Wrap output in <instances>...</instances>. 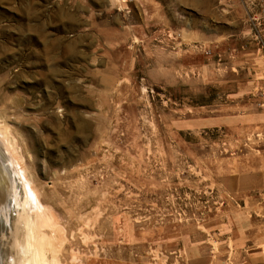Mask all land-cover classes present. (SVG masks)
<instances>
[{
    "label": "rangeland",
    "instance_id": "1",
    "mask_svg": "<svg viewBox=\"0 0 264 264\" xmlns=\"http://www.w3.org/2000/svg\"><path fill=\"white\" fill-rule=\"evenodd\" d=\"M0 187V264H254L264 0H0Z\"/></svg>",
    "mask_w": 264,
    "mask_h": 264
},
{
    "label": "bare ground",
    "instance_id": "2",
    "mask_svg": "<svg viewBox=\"0 0 264 264\" xmlns=\"http://www.w3.org/2000/svg\"><path fill=\"white\" fill-rule=\"evenodd\" d=\"M1 188V187H0ZM2 196H4V192L3 191H1V189H0V197H2ZM6 202H7V200L6 199H2V198H0V205H4V204H6ZM19 207V206H18ZM28 225H29V223H28ZM30 234H32V233H30ZM29 234V235H30ZM30 236H33V235H30ZM26 238V237H25ZM16 239V243H17V246H19L20 247V249L21 248H23V249H29V250H31V247L34 245L33 243H32V241H34V240H23V243H21V242H19L18 240H17V238H15ZM27 239V238H26ZM12 244V243H11ZM32 251V250H31ZM31 253H33V252H31ZM16 254V253H15ZM28 257V261L26 262H24V261H22L21 260V255H20V253L18 252V259L16 260L15 259V261H14V264H49V261H48V259L46 258V256L44 255V254H40V253H37V252H34L31 256L30 255H28L27 256ZM24 262V263H23Z\"/></svg>",
    "mask_w": 264,
    "mask_h": 264
},
{
    "label": "crops",
    "instance_id": "3",
    "mask_svg": "<svg viewBox=\"0 0 264 264\" xmlns=\"http://www.w3.org/2000/svg\"><path fill=\"white\" fill-rule=\"evenodd\" d=\"M225 120H219V119H217V120H213L212 122H210V124L211 125H213L214 127H217L218 125H224V122ZM263 186V184H262V182L260 181L258 184H254V187L255 188H253V189H257V188H260V187H262ZM258 243H256L251 249L253 250V251H256V250H258L259 248H256V247H258ZM249 261L250 262H252V263H254V264H260V263H263L264 262V254L263 253H261V252H259V253H253L252 255H251V258H249Z\"/></svg>",
    "mask_w": 264,
    "mask_h": 264
}]
</instances>
